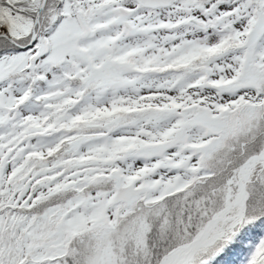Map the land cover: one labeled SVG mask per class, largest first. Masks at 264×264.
<instances>
[{
    "label": "snow or ice",
    "instance_id": "obj_1",
    "mask_svg": "<svg viewBox=\"0 0 264 264\" xmlns=\"http://www.w3.org/2000/svg\"><path fill=\"white\" fill-rule=\"evenodd\" d=\"M0 264H264V0H0Z\"/></svg>",
    "mask_w": 264,
    "mask_h": 264
}]
</instances>
